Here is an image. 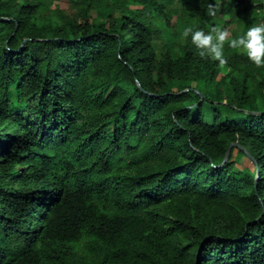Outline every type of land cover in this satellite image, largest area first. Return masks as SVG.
Segmentation results:
<instances>
[{
  "label": "trees",
  "instance_id": "obj_1",
  "mask_svg": "<svg viewBox=\"0 0 264 264\" xmlns=\"http://www.w3.org/2000/svg\"><path fill=\"white\" fill-rule=\"evenodd\" d=\"M258 1L0 0V264H264Z\"/></svg>",
  "mask_w": 264,
  "mask_h": 264
},
{
  "label": "clouds",
  "instance_id": "obj_2",
  "mask_svg": "<svg viewBox=\"0 0 264 264\" xmlns=\"http://www.w3.org/2000/svg\"><path fill=\"white\" fill-rule=\"evenodd\" d=\"M217 8L218 4L209 2L206 12L209 16H215ZM182 36H191V42L199 50V56L218 61L221 66L227 64L224 55L226 40L229 48L242 51L257 66L264 65V23L254 24L246 32L230 40L227 39V30L220 26H213L209 31L185 27Z\"/></svg>",
  "mask_w": 264,
  "mask_h": 264
},
{
  "label": "water",
  "instance_id": "obj_3",
  "mask_svg": "<svg viewBox=\"0 0 264 264\" xmlns=\"http://www.w3.org/2000/svg\"><path fill=\"white\" fill-rule=\"evenodd\" d=\"M187 89H188V88L183 89V90H187ZM200 94H201V93H200ZM233 144H236V143H235V142L230 143V145L228 146V148H227V150H226V153H225V155H224V157H223V159H222V161H221V163H220L219 165L223 164V162L227 159L228 154H229V151H230L231 146H232Z\"/></svg>",
  "mask_w": 264,
  "mask_h": 264
},
{
  "label": "rangeland",
  "instance_id": "obj_4",
  "mask_svg": "<svg viewBox=\"0 0 264 264\" xmlns=\"http://www.w3.org/2000/svg\"><path fill=\"white\" fill-rule=\"evenodd\" d=\"M61 1V3L63 4V5H65V2H66V0H60ZM240 158V159H239ZM238 158V165L239 166H242V165H245L246 163H248V161L245 159V158H242V157H239Z\"/></svg>",
  "mask_w": 264,
  "mask_h": 264
},
{
  "label": "built area",
  "instance_id": "obj_5",
  "mask_svg": "<svg viewBox=\"0 0 264 264\" xmlns=\"http://www.w3.org/2000/svg\"><path fill=\"white\" fill-rule=\"evenodd\" d=\"M259 8L264 13V0H259Z\"/></svg>",
  "mask_w": 264,
  "mask_h": 264
}]
</instances>
